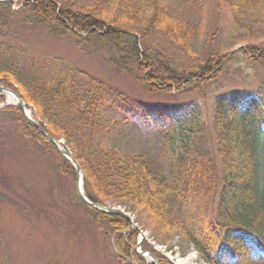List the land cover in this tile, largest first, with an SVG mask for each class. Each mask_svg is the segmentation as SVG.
I'll list each match as a JSON object with an SVG mask.
<instances>
[{
	"label": "trees",
	"instance_id": "1",
	"mask_svg": "<svg viewBox=\"0 0 264 264\" xmlns=\"http://www.w3.org/2000/svg\"><path fill=\"white\" fill-rule=\"evenodd\" d=\"M256 1L229 0L233 6ZM11 3L0 0L10 13L14 12ZM16 4L26 19L48 26L52 36L114 49L107 62L118 71L136 73L151 93H181L191 83L202 87L219 78L230 61L227 55L210 52L194 68H179L151 54L147 40L153 31L165 29L178 40V35L188 39L191 33L175 30L176 26L171 29L159 0H87L86 4L17 0ZM108 11L111 16H106ZM136 11L150 13L144 31L133 21L143 17H137ZM11 18L0 13L1 84L32 107V117L49 134L65 141L83 172V193L89 201L144 211L162 235H178L194 244L206 264H264V85L254 94L236 91L217 97L209 126L197 103L145 102L70 67L48 78L26 79L20 63L11 58L15 47L6 39ZM247 51L250 60L264 68V50L248 45ZM0 112L19 123L27 141L50 148L60 171L76 180L71 163L17 105H5ZM135 123L148 131H163L164 148L158 153L145 149L131 153L103 144L111 125ZM159 156L166 158L167 170ZM80 201L98 230L113 240L121 263L132 259L149 264L135 252L139 230L126 217ZM141 249L156 254L147 242ZM158 259L160 264H172L164 257ZM0 264H5L1 255Z\"/></svg>",
	"mask_w": 264,
	"mask_h": 264
},
{
	"label": "rangeland",
	"instance_id": "2",
	"mask_svg": "<svg viewBox=\"0 0 264 264\" xmlns=\"http://www.w3.org/2000/svg\"><path fill=\"white\" fill-rule=\"evenodd\" d=\"M80 1L87 3V0ZM159 1L168 12L171 29L176 26L175 30L191 33L188 39L187 35H178V40L177 35L169 36L165 29L153 31L147 40V49L168 65L179 68H194L210 52L216 56L227 55L230 61L219 78L198 88L191 83L181 93H151L136 73L118 71L107 62L114 49L98 48L70 36H52L48 26L26 19L16 8L17 0L15 3L12 0L10 6L14 12L0 6V13L12 17L6 39L14 45L11 58L20 63L26 79L48 78L70 67L96 76L145 102L197 103L210 126L217 97L236 91L254 94L264 85V68L252 62L247 51L248 45L264 50V0L249 6H233L229 0ZM136 13L137 17H143L133 21L139 22L140 31H144L150 13ZM108 15L112 13L108 11ZM134 35L138 41L139 33ZM140 50L144 52L143 45ZM0 96V110L13 102L2 89ZM27 110L32 116V107L28 106ZM103 144L121 152L145 149L158 153L164 148L165 139L163 131H148L137 123L116 124L103 136ZM159 157L167 170L166 158ZM76 194V180L60 171L55 153L42 142L27 141L19 123L8 113L0 112V255L5 264H123L116 257L113 240L98 230ZM104 205L124 211L133 222L131 226L143 236L141 244L147 242L156 251V257H164L172 264H206L194 244L178 235H162L154 227L155 220L152 225L144 211L112 202ZM127 262L138 264L132 259Z\"/></svg>",
	"mask_w": 264,
	"mask_h": 264
},
{
	"label": "water",
	"instance_id": "3",
	"mask_svg": "<svg viewBox=\"0 0 264 264\" xmlns=\"http://www.w3.org/2000/svg\"><path fill=\"white\" fill-rule=\"evenodd\" d=\"M0 89H2L3 91L7 92L8 95H11L14 99V103H16L18 105V107L21 109V111L23 112V114L25 115V117L46 137V139L48 140V142H50L55 148L56 150L62 154L71 164L72 166L75 168L76 171V176H77V182H76V191L78 196L85 202L87 203L89 206L106 212V213H114L120 216H124L126 217L131 225L133 224L131 218L122 210L116 208V207H110V206H106V205H102V204H97V203H93L91 201H89L86 196L83 193V188H82V176L83 173L81 171V168L78 164V162L75 160V158L71 155V153L66 150L60 143L59 141H57L51 134H49L44 127L39 124L36 120H34L32 117H30L27 112H26V107L27 104L25 101H23V99L21 97H19L14 91L8 89V88H4V87H0ZM143 239V236L140 235L138 238V242H137V253L143 257H145L146 259H148L151 264H160L159 260L157 259V257L155 256V254H153L152 252L149 251H142L140 249V244L141 241Z\"/></svg>",
	"mask_w": 264,
	"mask_h": 264
},
{
	"label": "bare ground",
	"instance_id": "4",
	"mask_svg": "<svg viewBox=\"0 0 264 264\" xmlns=\"http://www.w3.org/2000/svg\"><path fill=\"white\" fill-rule=\"evenodd\" d=\"M9 100H14L13 97L11 95H7ZM27 113H29V111L27 110Z\"/></svg>",
	"mask_w": 264,
	"mask_h": 264
}]
</instances>
